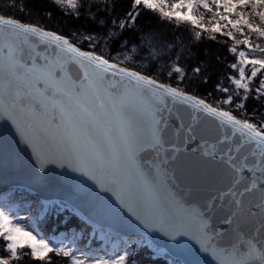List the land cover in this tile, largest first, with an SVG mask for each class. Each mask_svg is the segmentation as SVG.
I'll return each mask as SVG.
<instances>
[{
    "label": "snow or ice",
    "instance_id": "6c2138e0",
    "mask_svg": "<svg viewBox=\"0 0 264 264\" xmlns=\"http://www.w3.org/2000/svg\"><path fill=\"white\" fill-rule=\"evenodd\" d=\"M54 5L95 27L0 13V264H136L141 249L167 264H264V0ZM204 39L231 56L216 55L220 95L195 86L210 79L205 61L189 64ZM33 203L122 247L97 256L83 233L44 237Z\"/></svg>",
    "mask_w": 264,
    "mask_h": 264
},
{
    "label": "trees",
    "instance_id": "16d2710c",
    "mask_svg": "<svg viewBox=\"0 0 264 264\" xmlns=\"http://www.w3.org/2000/svg\"><path fill=\"white\" fill-rule=\"evenodd\" d=\"M118 4L126 6L128 0H117ZM6 3H15L17 8L9 9L5 7ZM19 9V10H18ZM119 10V9H118ZM13 12L14 15L27 21H38L40 24L45 25L51 29H55L64 33H70L72 31L82 30V29H92L95 27L89 20L85 18L76 19L71 16H66L62 13L61 8L54 5V0H0V13L3 12ZM51 13V15H49ZM141 25L149 23V17L145 16L141 21ZM182 33L177 34L178 36L187 37L190 35L191 25H181ZM166 36L171 39V30L167 31ZM130 33H126L125 37L129 36ZM221 39V37H217ZM192 52L196 53V57L189 61L191 66H194L198 61H205L209 69L210 79L207 84H202L199 81L195 82V86L200 93L213 92V95H220L214 92V84L218 79H222L225 72L228 71L226 63H218L216 60V55L221 54L231 58L230 54L225 52V48L221 44H217L213 41L204 39L203 43L192 45ZM207 53V55H205ZM249 108L256 106L251 101L249 102ZM28 203H32L29 199ZM27 206V204L23 205ZM24 214V213H23ZM32 214L34 219L39 218L41 221L39 225V231L44 237L61 236L63 237L65 233L68 236H72L74 233H83V236L79 237V244L81 247L88 251L92 255L97 256H114L117 251L122 247L119 240L106 241L100 239L97 236L95 239L89 238L88 234L90 229L83 224L79 218H74L68 214L57 215L52 213L46 217L41 212V208L38 204H32ZM25 215V214H24ZM31 226L33 221H28ZM136 264H167V261L163 257H154L150 250L141 249L135 257ZM23 264H30V261H23Z\"/></svg>",
    "mask_w": 264,
    "mask_h": 264
},
{
    "label": "rangeland",
    "instance_id": "374dc122",
    "mask_svg": "<svg viewBox=\"0 0 264 264\" xmlns=\"http://www.w3.org/2000/svg\"><path fill=\"white\" fill-rule=\"evenodd\" d=\"M198 15H204L205 16V22L207 23L208 16H207V13H205V11L202 8L200 9V12L198 13ZM238 38H240V37H238ZM20 215L24 216L23 212H21Z\"/></svg>",
    "mask_w": 264,
    "mask_h": 264
},
{
    "label": "water",
    "instance_id": "95a60500",
    "mask_svg": "<svg viewBox=\"0 0 264 264\" xmlns=\"http://www.w3.org/2000/svg\"><path fill=\"white\" fill-rule=\"evenodd\" d=\"M44 195L45 196L52 197V196H55L56 194H54V193H45ZM41 199L43 200L44 199V196H42Z\"/></svg>",
    "mask_w": 264,
    "mask_h": 264
}]
</instances>
